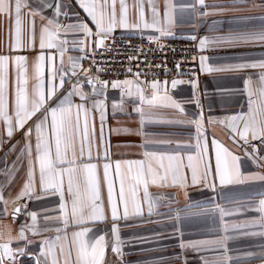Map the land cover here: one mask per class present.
<instances>
[{
    "label": "snow or ice",
    "instance_id": "obj_1",
    "mask_svg": "<svg viewBox=\"0 0 264 264\" xmlns=\"http://www.w3.org/2000/svg\"><path fill=\"white\" fill-rule=\"evenodd\" d=\"M145 0H133L138 9V17L135 22L129 20L128 5L126 0H78L80 7L95 25L93 32L85 20L80 19L76 13L77 21L74 24H62L59 20L61 15L68 16L63 11L67 5L60 3V0H0V17L12 19L14 12V43L13 50H21L24 47V18L28 20V43L35 40V17L41 16L46 20L40 29V49H56L60 63L57 66L55 57L49 55L48 79L59 80V88L62 89L65 83L71 85L66 94L61 95L56 85H52L47 95L45 94V60L44 54L38 55L31 64V76L29 74V62L26 56L0 55V122L6 125V135L9 140L14 132L23 130L22 140L16 160L7 172H15L19 165L25 160L28 162L26 181L15 200L22 198L42 199L45 196L58 197L57 205L59 215H45V222L56 223L54 230L57 235L54 239L45 238L40 242L39 252L35 255V264H106V253L111 251L117 259L112 264H121L119 258L123 257L120 238L119 221H127L130 216H141L143 205H147V212L152 215L153 209L159 201L165 199L163 195L153 197L149 192L150 186L157 187H178L186 190L188 187L184 168L191 171V184L193 186L203 184L204 187L215 191L217 185L215 177H218L219 184L237 185L252 181L264 182V174L255 173L245 176L239 168V157L230 152L226 147L219 144L215 139L212 143L216 149L214 174L206 159L207 143L205 139V124L228 123L232 133L244 141L245 145L253 148V153L259 149L251 144L253 140H259L264 144V58L259 60L245 61L242 63L212 66L207 63L208 58L200 57V71L211 74L213 72L241 73L248 70H258L255 74L240 77L243 80L242 89H233L247 96V112L237 113L223 119L203 116V106L195 99L193 101L200 109L199 115L193 116L187 123L195 126L196 144L194 153L188 154L187 164L183 163V157L178 154H164L156 152L144 153V159L137 161H116L103 164V184L107 187V204L102 195V183L99 175L100 166L92 163L91 149L95 138L92 112L98 111L101 122V140H103V126L105 122V100L108 87L119 89L121 94L120 103H113L112 108L122 109L125 98L133 101L135 112L140 113L141 124L143 125L147 108H172L181 114H186L182 102L174 99L167 90V83L153 81L124 80V81H103L99 79V72L93 76L90 69L80 68L79 61L84 57H69V64H64V55L67 51L69 41L61 36L63 32L67 35L72 33H84L85 37L93 38V45L90 47H104L105 40L112 36L116 28L122 29H154L159 36H149L150 42H159L164 37H172L173 20L172 0H165V24L161 26L159 14L153 6L151 23L144 19L143 4ZM119 3V14L117 13ZM147 3L154 5V0H147ZM35 5V7H33ZM208 7L205 0H192L190 7L194 13L199 7ZM51 9L50 16H44V10ZM26 10V11H25ZM23 11V15H22ZM200 15L213 13L202 12ZM11 31V29H10ZM143 38V37H142ZM196 39L195 36L188 37ZM216 43H229L231 45H259L264 47V27L259 29L243 30L230 34L226 38H218ZM74 47L78 46L81 52L85 51L84 41H72ZM209 40L203 37L199 41L200 49H206ZM95 55V52L92 53ZM132 59V57H129ZM193 59H196L193 57ZM96 61H93L95 64ZM179 68V65H177ZM131 72V69L128 70ZM14 73V79L12 75ZM137 77L141 75L136 74ZM68 77L66 80L65 77ZM33 84L29 87V79ZM184 83L181 80L171 81L172 88ZM192 87L196 88L195 82ZM88 85L90 92H85L83 86ZM150 90V91H149ZM78 96L81 101L87 102L90 97H104V99H92L91 107L85 103L74 104L73 97ZM138 100L139 104H135ZM188 101V102H193ZM182 123L184 121H181ZM127 131V130H125ZM202 141H204L202 143ZM5 141L0 138V146ZM19 143V142H18ZM79 145V147H77ZM190 147V146H189ZM87 149V159L85 151ZM16 151V146L10 147L9 152ZM7 155V154H6ZM246 155H249L246 153ZM6 158V157H5ZM99 158V157H97ZM104 159H108L107 149ZM254 161L264 157L253 156ZM168 164L165 166L164 161ZM114 170V176L112 172ZM213 175L210 181L209 177ZM119 183L118 190L116 183ZM185 196L187 192L185 191ZM8 200L3 195V186H0V204L7 205ZM194 205H188L192 208ZM22 208L27 205L13 206L14 218L21 213ZM221 218L231 215L230 211L217 206ZM257 217L246 220L243 223L232 225L233 229H255L244 231L245 236L264 237V192L258 204L253 209ZM45 212L48 209L44 210ZM7 215V208L3 209ZM27 215L31 218L32 224H22L16 237L11 236L9 230L7 238L0 228V264H20L18 256L25 255L27 246L33 241L27 240L25 229L39 235L36 228L37 212L31 211ZM111 218L110 232L112 234L111 244L106 239L108 232L101 230L99 234L93 231L97 223H107ZM76 229L69 235L67 229ZM225 224V232L228 231ZM50 229H44L48 231ZM231 237L225 235L219 240H205L194 242H181L183 248H219L222 255L211 259L204 258L203 264H229L232 260L228 253L227 241ZM25 240L24 247L12 248L10 245L16 241ZM264 247V246H262ZM249 256L254 255L248 253ZM258 258L264 261V251L259 253Z\"/></svg>",
    "mask_w": 264,
    "mask_h": 264
},
{
    "label": "crops",
    "instance_id": "obj_2",
    "mask_svg": "<svg viewBox=\"0 0 264 264\" xmlns=\"http://www.w3.org/2000/svg\"><path fill=\"white\" fill-rule=\"evenodd\" d=\"M14 2V0H13ZM60 3L67 5L63 11H67L68 16L61 15L59 20L62 24H74L77 21L76 13L80 19L85 20L93 32L96 31L95 25L91 23L90 18L80 7L78 0H60ZM128 5V15L131 22H135L138 17V9L133 0H126ZM192 0H172L173 11L172 20L173 27L172 37H162L160 39H181L190 40L196 44L198 52L199 79L196 81V88L192 84L186 82L176 75H168L164 82L167 83L169 94L177 101L182 102V107L186 114H181L178 110L172 108H147L143 125L141 124L140 113L133 110L134 103L132 100L125 98L122 109L113 111L112 104L120 103L121 94L119 89H111L108 87L105 100V122L103 126V140H101V122L98 111L92 112L94 124L95 138L93 141L91 155L92 163L100 166L99 175L102 183V195L105 204H107V187L103 184V164L105 162L114 163L116 161H137L144 159V153L156 152L164 154H178L183 157V163L187 164V155L194 153L196 144L195 126L187 123L193 116L199 115L200 109L193 101V93L195 99L203 106V116L205 120L208 117L223 119L231 115L241 112H247V96L233 89H242L243 80L240 78L249 74H255L258 70H248L247 72H213L207 74L200 71V57H207V63L212 66L228 65L242 63L245 61L259 60L264 58V47L259 45H231L229 43H216L218 38H226L232 33L243 30L259 29L264 27V0H205L208 7H199L194 13L190 7ZM155 6L161 26L165 24V0H154V5H150L145 0L143 4L144 19L151 23L152 8ZM35 7V5H33ZM119 14V3L116 5ZM26 11V10H25ZM52 10L45 9L43 15L50 16ZM213 13L207 16L199 13ZM23 15V11H22ZM47 21L41 19V16L35 17V40L28 43V20L24 18V47L21 50H13L11 45L14 43V12L12 19L0 17V55H9L14 57L17 55L26 56L29 62V74L31 76V64L35 58L44 54L45 60V81L44 92L47 95L49 88L54 84L58 87L61 95L66 94L70 90L71 85L65 83L62 89L59 88V80L50 83L48 79V60L49 55L54 56L57 66L60 63L59 54L56 49H40V29ZM11 29V31H10ZM61 36L69 41L67 51L64 55V64H69V57H84L79 61L80 68L77 69L83 73L81 68L85 64V54L93 49L92 37H85L84 33L69 32ZM112 36L121 37H146L159 36L154 29H122L116 28ZM195 36L196 39L188 37ZM207 37L209 43L205 50H201L199 41L201 38ZM159 39V40H160ZM84 41L85 51L81 52L78 46L74 47L72 41ZM14 79V73L12 75ZM67 80L68 77L66 76ZM125 79V80H136ZM140 81L141 78H138ZM181 80L184 83L172 88L171 81ZM124 81V80H123ZM33 84L29 79V87ZM85 92H90L88 85L83 86ZM150 91V90H149ZM92 99H104V97H90L87 102L81 101L76 96L73 97V103H85L86 107H91ZM193 101V102H188ZM135 104H139L136 100ZM181 121H184L183 123ZM205 139L207 143V155L212 172L215 169V152L213 139L222 146L226 147L230 152L239 157V168L243 175L261 173L264 174V159L254 161L253 156L264 157V144L259 140L251 141L259 151L253 153L250 145H245L243 140L238 136L234 137L228 123L205 124ZM127 130V131H125ZM23 130L14 132L13 137L9 140L6 135V125L0 122V138L5 143L0 146V186H3V195L8 200L7 205L0 204V228L7 238L10 230L11 236L16 237L20 231L22 224H32L28 212H37L36 228L39 235H34L32 231L25 229L27 240L33 241L26 249L25 255L18 256L20 264H35V255L39 252L40 242L45 238L54 239L57 233L54 229L57 225L53 221L45 222V215H59L57 200L55 196H45L42 199L28 200L26 197L15 200L17 194L21 191L26 181V171L28 162L25 160L19 165L15 172H7L16 160L22 140ZM19 142V143H18ZM204 141H202L203 143ZM16 146V151L9 152L11 146ZM190 146V147H189ZM79 147V145H77ZM107 149L108 159L105 160V151ZM249 154V155H246ZM7 154V155H6ZM6 157V158H5ZM99 157V158H97ZM85 159H87V149L85 151ZM167 166L168 161H164ZM187 178L188 187L186 190L178 187H157L150 186L149 192L153 197L163 195L165 199L159 201L153 209L152 215L147 212V205L144 204L143 214L141 216H130L127 221H119L120 238L123 242L121 245L123 257L119 258L121 264H203L204 258H214L222 255L219 248H208L203 246L200 248H181L179 245L183 241H205L219 240L225 235L231 237L227 241L228 255L232 257L229 264H264L258 256L264 251V237L261 236H245L244 231L259 230L255 229H233L232 225L243 223L257 217V213L253 210L264 192V182L252 181L244 184L225 185L219 184L218 177H215L217 185L215 191L206 188L203 184L193 186L191 184V171L184 168ZM114 176V170L112 172ZM210 181L213 175L209 177ZM119 183L117 181L116 188L118 190ZM185 191L187 196H185ZM27 205L22 208L21 213L15 218L13 215V206ZM188 205H194L188 208ZM217 206L230 211L232 214L221 218ZM7 208V215L3 214V209ZM48 209L47 212L44 210ZM227 224L228 231L225 232L224 226ZM93 227V231L99 234L101 230L107 231L106 239L111 244L112 234L111 218L109 216L107 223H97ZM50 229L44 231V229ZM73 229H67L69 235ZM3 241H0L2 243ZM26 241H14L10 246L12 248L24 247ZM248 253L254 255L249 256ZM117 257L111 253L110 249L106 253V264H112Z\"/></svg>",
    "mask_w": 264,
    "mask_h": 264
},
{
    "label": "built area",
    "instance_id": "obj_3",
    "mask_svg": "<svg viewBox=\"0 0 264 264\" xmlns=\"http://www.w3.org/2000/svg\"><path fill=\"white\" fill-rule=\"evenodd\" d=\"M105 45L107 50L99 47L87 52L81 68L90 69L93 76L99 72V79L103 81L141 78L142 82H163L172 74L188 83L199 79L198 52L193 41L160 39L156 43L146 37L111 36L105 40ZM137 73L141 75L137 77Z\"/></svg>",
    "mask_w": 264,
    "mask_h": 264
}]
</instances>
